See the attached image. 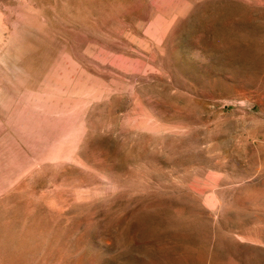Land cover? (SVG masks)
I'll list each match as a JSON object with an SVG mask.
<instances>
[{
  "label": "rangeland",
  "instance_id": "1",
  "mask_svg": "<svg viewBox=\"0 0 264 264\" xmlns=\"http://www.w3.org/2000/svg\"><path fill=\"white\" fill-rule=\"evenodd\" d=\"M0 264H264V0H0Z\"/></svg>",
  "mask_w": 264,
  "mask_h": 264
}]
</instances>
